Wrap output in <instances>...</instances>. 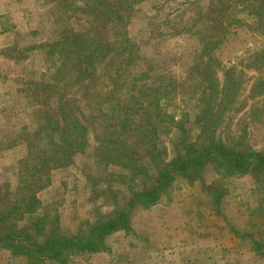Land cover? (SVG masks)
<instances>
[{
  "label": "rangeland",
  "instance_id": "obj_1",
  "mask_svg": "<svg viewBox=\"0 0 264 264\" xmlns=\"http://www.w3.org/2000/svg\"><path fill=\"white\" fill-rule=\"evenodd\" d=\"M82 1L0 0L2 208L11 204L18 188L29 183L27 180L43 185L49 178L51 190L45 188L39 195L45 206L52 203L58 207L50 201H65L62 231H75L78 221L88 219L89 211L114 208L115 198L108 191L99 199L101 204L91 202L90 177H100L98 188L101 185L106 189L114 183L122 190L116 197L120 204L128 195L123 183L136 187L139 176L120 167L119 162L100 161L93 152L97 143L90 132L89 160L83 171L68 168L36 173L30 168L38 156L42 157L41 150L47 143L52 142V149L56 142L62 144L52 129L59 125L64 129V113H78L83 119L96 113L100 105L97 101H104L108 95L113 105L133 95L141 111L154 114L151 102L157 94L151 89L160 82L168 86V91L175 90L171 97L180 95L179 99H184L187 116L182 127L190 128L193 141L202 135V121L196 113L212 112L215 139L242 150L264 151V16L260 18L256 9L264 10V0L247 4H236L235 0L229 6L226 14L234 8L241 22L231 21L228 39L215 50L208 65L211 58L202 59L200 55L205 39H214V27H208L207 20L215 12L202 9L206 5L210 8L211 0H136V11L126 31L138 53L129 67L120 70L123 74L118 76V87L110 84L117 74L112 59L115 50L86 73L78 69L79 58L65 55L79 38L104 41L101 43L108 48H115L120 41L121 23H108L94 4L88 7ZM244 7L247 9L242 11ZM63 26L67 29L60 37L56 31ZM205 29L212 31L206 38ZM62 38L65 47L60 54L52 45ZM9 46L13 51L8 56L1 54ZM204 87L208 90L202 100ZM167 99L159 102L163 112L181 119L179 102ZM134 118V125L150 121L142 116ZM161 121L169 123L166 118ZM164 124L161 127L165 130L161 129L157 137L150 134L143 143L134 132L127 142L130 151L135 150L130 159L142 166L147 163L150 173L157 161L171 160L179 149L175 144L178 138L166 132ZM102 128L99 124L98 129ZM203 174L208 185H216L222 193L219 201L217 193L215 196L201 180L190 182L179 177L156 204L134 208L129 216L131 230L110 235L104 251H75L64 262L47 260L43 264H264V180L257 184L252 173L229 176L214 166L205 168ZM80 208L82 215L76 211ZM70 213H75V221L67 216ZM0 264L29 263L0 248Z\"/></svg>",
  "mask_w": 264,
  "mask_h": 264
},
{
  "label": "trees",
  "instance_id": "obj_2",
  "mask_svg": "<svg viewBox=\"0 0 264 264\" xmlns=\"http://www.w3.org/2000/svg\"><path fill=\"white\" fill-rule=\"evenodd\" d=\"M234 1L211 0L210 8L206 5L202 9H209L212 13L215 12L214 17L213 15L211 17L207 16L208 27H214L215 35L214 39H210V36L205 39L203 52L200 55L202 59L205 56L214 57L212 54L215 50L225 43L224 41L228 39L227 34L230 33V27L233 24L231 21L241 22L233 10L234 8L229 14H226L229 6H232ZM236 1V4H247L250 0ZM64 4L68 3L65 2ZM82 4L88 7L94 4V7L106 16L108 23L113 22L114 25L121 23L123 29L118 31L120 41L115 44V48H108L101 43L104 41L95 42L86 38H79L72 44L69 53L65 55L70 59L79 58L78 69L81 73H86L102 57L115 50L116 57L112 59L117 74L111 78L113 81L110 84L118 87V76L123 74L120 70L123 67H129L134 62L137 52V49L135 50L133 47L134 42L128 37L126 31L133 11H136V0H83ZM245 9L247 8L244 7L242 11ZM256 9L260 18L264 16V13L260 12L264 11L262 8L256 7ZM224 22H226V25H224ZM66 29L67 27L63 26L59 31H56V34L64 37L63 33ZM205 32L203 35L205 38L208 36L207 33L212 34V31L208 32L207 29H205ZM64 41L63 38L59 39L52 46L60 51L65 47ZM12 51L13 47L9 46L1 51V54L8 56ZM60 54H62V51H60ZM212 59L208 61L207 65ZM167 89L168 86L163 87L162 82L151 89L157 94L151 102V105L155 106L156 113L154 114L147 113L143 109L141 111L139 105H136V101L133 102V95L128 96L126 101L114 105L112 104V97L108 95L104 98V101H97L100 105L96 113L83 117V119L78 113H64L63 121L66 125L64 129L60 128V125L52 129V131L58 133L62 144L56 142L55 147L52 149L49 148L52 142L47 143L45 149L41 150L42 157L39 158L38 156L30 171L36 173L42 170L59 172L68 168L83 171L89 160L87 150L92 143H89L88 138V132H90L97 143L93 148L95 156H98L100 161L107 164H117L119 162L120 167L134 172V175H138L140 183H136L137 180L135 182L134 179V181H131L137 184L136 187L131 183L126 185L123 183L128 195L125 194L126 196L124 195L123 201L119 204L116 197L121 194L122 190L116 188L114 183L107 185L106 189H103L101 185L98 188L101 181L100 177L97 180L90 177L89 182H91L93 191L91 202L98 201L101 204L99 199L104 198L105 196L102 195L108 191L115 198L113 201L115 202L114 208L108 212H103V207L99 208L96 213L89 211L88 219L78 221L75 231L71 232L70 230L62 231L60 228L63 216L62 210L64 209L62 207H65V201H50L56 203L55 205L58 207L50 202V205L45 206L42 197L39 195L45 188L51 186L50 178L43 185H39L38 181L29 179L26 187L22 185L18 188L17 195L10 205L6 208L0 206V248L9 250L11 254L23 261H28L29 264H43L47 260L64 262L75 251L78 254L104 251L110 235L120 230H131L129 216L134 208H137V206L148 208L156 204L167 188L179 177L190 182L201 180L205 187L213 189L215 196L217 193L218 201L222 193L216 185H208L203 174L205 168L214 166V168L229 176L252 173L256 183H261L264 180V151L242 150L237 145L228 146L223 141L215 139L214 128L210 123L215 117L212 112L196 113V117L202 121V135L198 141H193L190 128L182 127L183 117L187 116L183 112L186 106L184 99L181 98L180 100V95L171 97L172 94L175 95V90L168 91ZM203 89L201 97L202 100H205L208 89L206 87ZM19 92L22 93L23 91L20 89ZM143 93L142 90L140 95ZM140 97L143 98L145 95ZM163 98H168L167 102L171 99L179 102L177 107L182 109L181 119H176L174 115H166L163 112V105H159ZM137 116H142V119L146 117L150 121L144 125H134V117ZM165 118L167 122L173 125L172 127H169V123L167 125L162 123L161 120ZM99 124L103 127L100 130L98 129ZM161 124L167 126L166 132L176 135L175 138H178V140L175 144L179 149L171 160L157 161L153 173H150L146 170V167L148 168L147 163L142 166L135 163L136 159H130L135 150L130 151L127 142L134 132L138 137L143 138V143L144 140L150 138V134L157 137L161 134V129L165 130L164 127H161ZM152 145L157 150L156 145ZM65 163L66 165H63ZM38 166L41 168L39 169ZM38 177L40 178V175ZM48 189L51 190V188ZM42 193L44 194V192ZM76 211L80 213L82 209ZM74 214L70 213L67 216H71V220L75 221ZM72 249L74 251L71 252Z\"/></svg>",
  "mask_w": 264,
  "mask_h": 264
}]
</instances>
